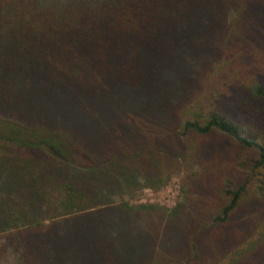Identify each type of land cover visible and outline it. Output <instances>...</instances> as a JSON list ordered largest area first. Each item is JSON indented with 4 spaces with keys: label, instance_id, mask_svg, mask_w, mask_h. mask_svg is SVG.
I'll return each instance as SVG.
<instances>
[{
    "label": "trees",
    "instance_id": "1",
    "mask_svg": "<svg viewBox=\"0 0 264 264\" xmlns=\"http://www.w3.org/2000/svg\"><path fill=\"white\" fill-rule=\"evenodd\" d=\"M262 100L264 0H0V264H264Z\"/></svg>",
    "mask_w": 264,
    "mask_h": 264
},
{
    "label": "rangeland",
    "instance_id": "2",
    "mask_svg": "<svg viewBox=\"0 0 264 264\" xmlns=\"http://www.w3.org/2000/svg\"><path fill=\"white\" fill-rule=\"evenodd\" d=\"M262 102L264 103V100H262ZM256 103L257 102H250V104L254 105L256 111L251 112L247 117L245 115L238 116L237 120L241 123L250 125L257 130L264 131V110H260L262 107H258ZM51 115L52 114H46V117L50 119ZM256 116L261 117L262 124H256L254 122ZM112 117L114 118V116ZM116 119L118 120L120 119V117H116ZM19 121H22V119H20ZM119 123L123 124L122 121H120ZM5 131L16 133L13 128L5 129ZM120 131L122 132L121 128ZM100 134L101 132H97L94 135ZM33 154L38 156V154L35 152ZM180 176L181 174L172 175L168 178H162L158 187H155L153 189L143 187L135 190L131 194H122L121 196L115 195L111 198V200L113 203H126L127 205L132 207L141 205L152 206L153 210H151L150 212L153 217V221L155 220L154 224L156 225L158 224L157 221L161 217L162 213L170 214L172 210L177 207V205H184L185 194ZM110 224L111 226L106 227L105 231L111 233L115 237L118 236L117 239L119 240L122 247L124 246L128 248L126 249L128 251H133L132 256H134V258H137L141 253L139 252V248L141 246V230L137 227H134L132 224L129 226H122L123 223L119 222V220H116L115 223L112 222ZM159 224L160 226H163V222H159Z\"/></svg>",
    "mask_w": 264,
    "mask_h": 264
}]
</instances>
